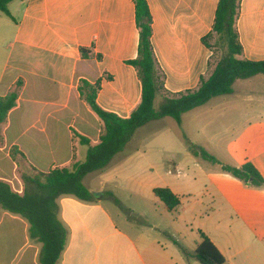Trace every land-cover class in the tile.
<instances>
[{"label": "crops", "instance_id": "1", "mask_svg": "<svg viewBox=\"0 0 264 264\" xmlns=\"http://www.w3.org/2000/svg\"><path fill=\"white\" fill-rule=\"evenodd\" d=\"M147 2L164 87L154 102L162 103L165 96L196 89L214 69L215 38L208 41L212 47L203 38L212 30L219 0ZM8 9L12 22L0 29V96L17 91L18 100L0 124V181L23 194L34 190L23 174L72 169L85 161L89 146L98 144L103 123L80 97V80H100L98 105L122 119L140 103L141 81L127 63L138 55L139 30L133 0H13ZM237 30L242 57L264 60V0H241ZM81 48L90 56L83 58ZM179 123L188 136L185 159L206 177L197 202L169 211L151 199L157 186L133 167L124 178L110 176L119 157L135 152L129 158L135 161L136 154L152 151L132 147L131 138L105 168L84 176L96 202L72 195L56 199L57 218L67 231L58 264H200L193 257L200 231L227 264H264V188L245 185L222 170L223 164L251 162L264 178V74L237 80L232 93L212 97L184 113ZM190 145L212 150L217 168L201 167ZM153 151L156 160L145 169L162 164L165 149ZM120 183L142 202L129 207L147 218L142 225L118 208L112 187ZM167 187L179 197L176 187ZM41 248L30 236L28 220L0 205V264H41Z\"/></svg>", "mask_w": 264, "mask_h": 264}, {"label": "trees", "instance_id": "2", "mask_svg": "<svg viewBox=\"0 0 264 264\" xmlns=\"http://www.w3.org/2000/svg\"><path fill=\"white\" fill-rule=\"evenodd\" d=\"M11 1L13 0H0V11L8 16L10 15L8 4ZM133 1L139 30L138 55L127 63L136 69L141 81L140 103L128 118L122 119L98 105L100 80L95 82L80 80L78 85L80 97L103 123L99 142L95 146H89L85 161L75 163L72 169L55 167L48 172L23 174V182L34 187V190H26L23 194L15 192L8 183L0 181V205L28 220L30 236L42 244L39 257L41 264H58L67 241L66 228L57 218L56 199L61 195H72L85 202H96V195L83 183L84 176L105 168L117 153L123 151L138 128L164 117H172L180 122L184 113L205 104L212 97L232 93L237 80L264 74V60L250 61L242 57L243 49L237 30L241 0H219L212 30L203 38V42L212 47L208 41L215 38L216 43L221 42L225 47L224 54L209 76L201 78L196 89L165 96L159 109H156L154 100L164 87L152 47V16L147 0ZM80 51L83 58L90 56L89 49L81 48ZM17 100V91L0 96V124L17 105ZM80 140L84 144H89L86 138L81 137ZM190 149L196 155L217 162L214 156L199 146L190 145ZM16 154L17 148L12 147L10 155L14 161H17ZM222 170L245 185L264 188V178L251 162L241 166L223 164ZM153 194L169 211L180 205V198L168 187H156ZM116 202L119 203L118 200ZM199 234L200 242L193 257L200 264H227L226 258L211 239L201 231Z\"/></svg>", "mask_w": 264, "mask_h": 264}, {"label": "rangeland", "instance_id": "3", "mask_svg": "<svg viewBox=\"0 0 264 264\" xmlns=\"http://www.w3.org/2000/svg\"><path fill=\"white\" fill-rule=\"evenodd\" d=\"M5 22L12 21L7 14L0 11V29L4 28L3 24ZM214 47L215 58L216 60H219L225 52V47L221 42L219 44V42L216 43V41H214ZM160 105L161 103L158 100L154 102L156 109H159ZM143 128L144 129L141 128L142 131L136 130L134 132L131 146L138 148L145 147L152 151L145 157H139L140 153L136 154L135 161L129 159L135 152L130 153L124 160L119 157L120 162L118 160L115 161V166L113 167L110 176L119 175L124 178V176H128V170L133 167L132 171L139 172V176L151 185L157 187L173 185L176 187L177 191H179L178 193L181 200L180 206L177 210H181V208L186 207L189 203L197 202L199 195L204 188L206 177L200 173V170L197 167L193 166L190 161L185 159L189 156L187 153L189 151L186 148L188 145V136L185 128L172 117H166L161 121L154 123V125ZM157 147H161L166 151L165 154L162 152L160 153V160L162 162L161 166L155 168V170L145 169L144 167L148 162H154L156 160L155 156L158 152L153 151V149ZM201 148L208 154L216 156L212 150L203 147ZM129 150L130 149H128V153ZM192 156H194V159L197 160L199 165L206 170L211 169L212 167L217 168L216 166H218L216 162L206 159L202 155L192 153ZM126 160L128 161L124 163ZM131 164L132 166H129ZM175 165L176 168H174ZM137 166H139V168ZM112 190L119 198L121 205H118V208L123 214L137 225H142L147 218H141L138 215V212L129 209L130 206H140L142 202L139 199H136L137 197L134 198L130 195L128 186L123 185L122 183H120L117 188L116 185L113 186ZM150 196L152 200H156V202L163 207V203L155 198L154 194L151 192ZM195 232H198V229H195Z\"/></svg>", "mask_w": 264, "mask_h": 264}]
</instances>
